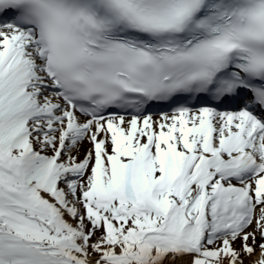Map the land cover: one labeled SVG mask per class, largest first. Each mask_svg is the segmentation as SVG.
<instances>
[{
  "label": "snow or ice",
  "instance_id": "1",
  "mask_svg": "<svg viewBox=\"0 0 264 264\" xmlns=\"http://www.w3.org/2000/svg\"><path fill=\"white\" fill-rule=\"evenodd\" d=\"M0 264H264V0H0Z\"/></svg>",
  "mask_w": 264,
  "mask_h": 264
}]
</instances>
